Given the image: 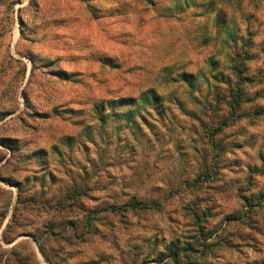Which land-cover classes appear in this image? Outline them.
<instances>
[{
	"label": "rangeland",
	"instance_id": "1",
	"mask_svg": "<svg viewBox=\"0 0 264 264\" xmlns=\"http://www.w3.org/2000/svg\"><path fill=\"white\" fill-rule=\"evenodd\" d=\"M246 44L253 77L264 0H0V264H264Z\"/></svg>",
	"mask_w": 264,
	"mask_h": 264
},
{
	"label": "trees",
	"instance_id": "2",
	"mask_svg": "<svg viewBox=\"0 0 264 264\" xmlns=\"http://www.w3.org/2000/svg\"><path fill=\"white\" fill-rule=\"evenodd\" d=\"M231 33L232 32L228 33L226 42H228L229 40H232L233 42L237 43L236 36H233ZM235 54H236L235 59L232 60L233 62L232 70H233V75L236 78V85L233 90H230L231 95H230V100H229L230 101L229 104L232 109L236 108L237 106H240L242 103V98H243V93H244L242 86L245 82L253 81L254 79L258 78V76L260 78H264V68H261V69L259 68V74L253 77L247 76L245 72L243 71V68L247 67L246 59H248V57L250 56V52L248 50L247 44L243 45L241 49L236 50ZM177 78H180V80L190 83L191 85H194V82H195V80L192 79V76L187 74L186 72L180 73L177 76ZM161 100H162V95L159 94L156 89L151 88L145 91L140 97L132 98V103H134L135 106H137L138 110L136 111L140 113L141 111H146V109H147L146 112H149V109L158 110L162 106V104H160ZM121 103L124 105L128 104L129 99L123 98L121 100ZM126 116L130 118L132 117V113L126 114ZM127 205L128 207L129 206L132 207V209H141V210L148 209L151 207L149 203L141 201V200H137V199H133ZM170 250L172 251V247L170 248Z\"/></svg>",
	"mask_w": 264,
	"mask_h": 264
}]
</instances>
